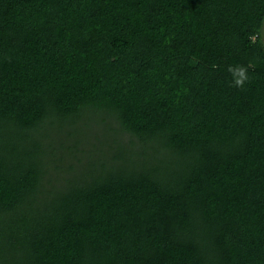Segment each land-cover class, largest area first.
<instances>
[{
    "label": "trees",
    "instance_id": "1",
    "mask_svg": "<svg viewBox=\"0 0 264 264\" xmlns=\"http://www.w3.org/2000/svg\"><path fill=\"white\" fill-rule=\"evenodd\" d=\"M0 264H264V0H0Z\"/></svg>",
    "mask_w": 264,
    "mask_h": 264
},
{
    "label": "rangeland",
    "instance_id": "2",
    "mask_svg": "<svg viewBox=\"0 0 264 264\" xmlns=\"http://www.w3.org/2000/svg\"><path fill=\"white\" fill-rule=\"evenodd\" d=\"M112 59H115V55H111ZM230 75L233 76V73L230 71ZM81 124V123H80ZM115 128H119V125H116ZM120 130V129H118ZM119 132L117 133H111L108 129L107 124H103L100 120H94L88 127L87 131H85L82 136L85 137V140L82 142V147L85 150L88 151V157L90 158L92 155H96L93 157L94 159L98 156L101 155V153L98 154V151H102V149L107 146L109 143L114 144L116 141L121 142L123 145L128 146L131 145L133 142L134 144H137V136L131 134L130 132ZM55 140L62 139L60 138L61 136L55 135ZM86 142V144H85ZM66 150H72L71 148H68ZM60 151L58 154L60 158L62 157H70V158H75V156H69L68 151ZM57 156V155H56ZM92 159V158H91ZM67 160V159H66ZM70 159H68L69 161ZM90 160V159H89ZM71 161V160H70ZM91 161V160H90ZM87 165V162L85 163ZM59 171H52L50 175L46 177V181L48 187L57 189L61 188L64 184V175L63 174H58Z\"/></svg>",
    "mask_w": 264,
    "mask_h": 264
},
{
    "label": "clouds",
    "instance_id": "3",
    "mask_svg": "<svg viewBox=\"0 0 264 264\" xmlns=\"http://www.w3.org/2000/svg\"><path fill=\"white\" fill-rule=\"evenodd\" d=\"M229 71H231L233 73V76L235 77L234 85L237 87H242L247 79L246 69L243 67H238L236 69L230 67Z\"/></svg>",
    "mask_w": 264,
    "mask_h": 264
}]
</instances>
